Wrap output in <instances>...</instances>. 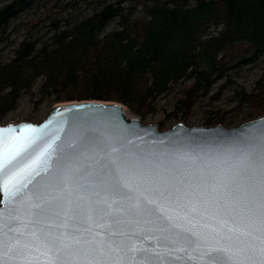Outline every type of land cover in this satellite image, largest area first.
<instances>
[{
	"label": "snow or ice",
	"instance_id": "6c2138e0",
	"mask_svg": "<svg viewBox=\"0 0 264 264\" xmlns=\"http://www.w3.org/2000/svg\"><path fill=\"white\" fill-rule=\"evenodd\" d=\"M46 135L32 126L0 129V203L6 197L12 205L7 231L0 226V264L5 256L16 264H67L71 245L77 261L105 264L96 257L123 253L120 238L141 222L169 234L186 224L175 232L180 250H194L204 264H264V135L222 161L226 169L204 161L198 171L193 161V171L183 173L128 147L131 140L79 133L56 143ZM89 221L107 222L103 239Z\"/></svg>",
	"mask_w": 264,
	"mask_h": 264
},
{
	"label": "trees",
	"instance_id": "16d2710c",
	"mask_svg": "<svg viewBox=\"0 0 264 264\" xmlns=\"http://www.w3.org/2000/svg\"><path fill=\"white\" fill-rule=\"evenodd\" d=\"M20 27L46 28V38L23 39L0 63V121L27 93L37 105L118 103L144 120L177 87L166 121H179L222 77L210 102L230 88L249 119L264 114V62L250 94L226 77L264 56V0H0V42Z\"/></svg>",
	"mask_w": 264,
	"mask_h": 264
},
{
	"label": "water",
	"instance_id": "95a60500",
	"mask_svg": "<svg viewBox=\"0 0 264 264\" xmlns=\"http://www.w3.org/2000/svg\"><path fill=\"white\" fill-rule=\"evenodd\" d=\"M260 43L264 49V33ZM10 126H32L41 129L47 134L45 139L57 137L56 143L70 141L76 138L79 133L100 139L118 138L125 143L131 140L132 143L128 144V147L136 145L139 149L159 157L165 163L172 164L178 172L183 173L185 170L193 171V161H195L198 171L202 170L200 166L204 161L218 166V170L226 169L227 165L222 164V161L229 158L237 148L246 142L264 135V115L236 128L226 129L220 125L189 128L177 123L171 129L162 131L157 125H143L138 117L131 114L121 104L81 101L58 104L52 107L45 119L39 124L9 123L4 126L0 125V129H8ZM16 135H20V133L17 132ZM24 135H28V133ZM5 149L6 145L0 144V152H4ZM41 174L46 175L43 170H41ZM27 175L25 174V176ZM4 201V203H0V209L5 210V215L0 216V226H5L3 230L6 232L7 209L12 205L6 197H4ZM23 207L28 208L29 205L25 204ZM85 211L87 210L85 209ZM77 220L83 223L82 217H78ZM106 226V221L101 223L88 222L90 230L100 233L96 237L97 239H103ZM75 227L76 222L70 221L69 230ZM181 227H187V225L180 222L179 227L169 234L162 233L154 225L143 222L138 225L133 224L131 225V232L134 234L120 238L128 246V248L123 249V253L120 250H113L110 256L105 254L103 257L97 256L96 259H102L105 264H204L203 261L197 259L194 250H189L188 253L180 250L182 244L175 238V232L180 231ZM22 230H24L23 227ZM57 230V228H53V231ZM208 242L211 243V241ZM75 247L77 246L71 245L68 249L69 255L65 257L67 264H87L83 256H80L79 261H77V257L73 253ZM129 248L132 250L129 251ZM236 254H240L239 247ZM4 260L5 264H16L15 259L11 257L5 256Z\"/></svg>",
	"mask_w": 264,
	"mask_h": 264
},
{
	"label": "rangeland",
	"instance_id": "374dc122",
	"mask_svg": "<svg viewBox=\"0 0 264 264\" xmlns=\"http://www.w3.org/2000/svg\"><path fill=\"white\" fill-rule=\"evenodd\" d=\"M29 29L30 27L10 28L11 34L8 39L0 42V63L7 62L11 59L13 50L23 39L46 38V28L39 27L35 32H31ZM263 62L264 56L255 64L229 72L226 77L243 88L247 94H250L261 75V64ZM225 80L226 78L222 77L215 82L208 96L199 102L191 118L179 121H166V114L171 112L176 92L179 90L177 87L174 93L159 99L157 104L158 111L155 115L141 120V122L143 125H157L159 130L165 131L171 129L177 123H181L189 128L207 127L205 125V120L210 115L212 118L223 117V122L220 126L226 129L236 128L245 122L251 121L253 118L249 119V115H251L252 110L249 109L248 105L236 108L230 101V88L222 93L219 100L215 102L209 101V97L217 92L218 88L224 84ZM39 84L40 82L38 81L34 86L32 90L33 94H36ZM37 101L35 97H31L28 93L23 94L15 110L7 114V116L0 121V125L4 126L9 123L17 124L21 122L39 124L45 119L51 108L58 105L53 103L52 98L45 99L41 105H37ZM263 115L264 114H260V116Z\"/></svg>",
	"mask_w": 264,
	"mask_h": 264
},
{
	"label": "bare ground",
	"instance_id": "6f19581e",
	"mask_svg": "<svg viewBox=\"0 0 264 264\" xmlns=\"http://www.w3.org/2000/svg\"><path fill=\"white\" fill-rule=\"evenodd\" d=\"M129 115V113H127Z\"/></svg>",
	"mask_w": 264,
	"mask_h": 264
}]
</instances>
